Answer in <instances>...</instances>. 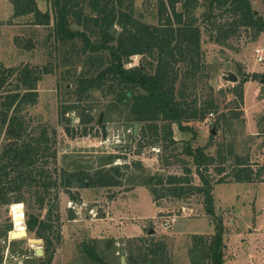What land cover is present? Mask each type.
Listing matches in <instances>:
<instances>
[{
  "label": "rangeland",
  "instance_id": "374dc122",
  "mask_svg": "<svg viewBox=\"0 0 264 264\" xmlns=\"http://www.w3.org/2000/svg\"><path fill=\"white\" fill-rule=\"evenodd\" d=\"M157 1L135 0L136 15L148 23L157 24ZM36 2L42 11H49L51 17L54 15L51 0ZM251 2L253 9L264 16V0ZM202 14L203 9H198L197 15ZM73 28L77 27L73 25ZM201 38L209 77L198 81L195 92L199 100L213 94L220 110L208 114L203 121L190 123L196 135L192 131H182L174 124L178 149L173 150L171 146L170 152L172 150L174 155H169L166 160L163 156L170 152L165 153L162 147L140 146L141 125L138 135H135V122L130 118L128 108L114 105L113 97L104 96L100 91H93L89 99L79 102L81 106H92V133L75 138L68 135L65 126H79L80 119L73 111L67 115L74 116V120L67 123L61 120L59 112L63 102L78 103L76 97L67 91L76 87L72 75L75 71H68L70 65L62 63L60 52L64 48L53 35V24H35L34 14L15 17L13 0H0V63L6 68L30 64L41 70H50L43 71L39 80L37 103L23 109L27 120L31 118L28 122L30 128L35 127L39 132L42 126H47L50 133L55 130L53 149H57V157L46 168L54 177H59L63 170L93 172L100 166L102 158L113 154L112 164L119 165L125 172L120 176L123 177L120 186L72 188L80 201L72 200L66 188L59 189L57 207L51 215L55 251L50 264H102L83 251L84 243L93 240L97 241L105 264H120L121 255L127 256L126 248L129 253L131 240L145 248L156 244L160 251H163L160 243L164 242V253L170 264H192L189 250L194 244V236H212L219 226L223 229L225 242L224 264H264V175L262 181L254 183H216L220 175L211 166L213 215L206 209L202 194L194 193L184 198L172 195L155 198L152 185L145 183L154 177L155 186H165L171 174H185L188 165L194 171L193 183L202 184L195 173L193 156L182 153L188 143L198 147L212 140L213 145H209L206 151L214 155L219 143L235 138L233 142L237 154L248 156L255 169L264 166V133L260 132L264 127V59L258 61L255 52L256 48L264 47V33L257 40H251L249 33L242 32L231 39L233 49L213 42L204 29ZM27 44L31 45L30 48L24 47ZM141 61V55H134L127 67L138 65ZM229 72L238 75L237 82L225 77ZM254 73L259 74V78H253ZM246 74L252 78L244 83V101L241 107H237L234 87ZM14 81L10 84L8 80L0 89V99L13 88ZM235 110L243 112L238 119L232 118ZM221 112L230 117L234 125L228 130L217 129L212 139L214 122ZM102 125L106 126L105 136ZM6 142L4 136H0V153ZM157 178H162L163 184H155ZM22 203L21 206L11 207V204L0 208V264H40L45 258L44 254L37 253L39 248H45V239L41 238V243L30 242L31 238L40 237L28 229L27 206ZM15 210L22 213V226L27 230V236H10L16 229ZM49 215L47 208L41 211L42 218L49 219ZM169 219L171 226L168 227L165 221ZM152 228L155 230L153 234L150 233ZM57 234L60 235L59 240L56 239ZM139 238L144 239L141 241Z\"/></svg>",
  "mask_w": 264,
  "mask_h": 264
},
{
  "label": "trees",
  "instance_id": "16d2710c",
  "mask_svg": "<svg viewBox=\"0 0 264 264\" xmlns=\"http://www.w3.org/2000/svg\"><path fill=\"white\" fill-rule=\"evenodd\" d=\"M13 2L15 17L34 14L35 24H53V35L64 48L60 52L62 63L70 65L68 71H75L72 75L76 87L67 91L76 97L78 103L63 102L59 112L61 120L67 123L72 121L67 114L73 111L80 119L79 126H65L68 135L75 138L92 133V106H81L79 102L89 99L93 91H100L104 96L111 95L114 105L127 107L130 118L140 122L141 147L160 146L165 153L170 152L171 146L173 150L178 149L174 124L180 130L192 131L196 135L190 123L203 121L208 114L220 110L213 94L199 100L195 92L198 81L209 77L202 48V29L213 42L231 49L234 48L231 39L242 32L249 33L251 40H257L264 32V16L253 9L251 0H158L157 24L148 23L136 15L135 0H51L55 12L52 17L49 11L39 8L36 0ZM200 8L203 9L201 16L197 15ZM134 55L142 56L141 63L127 67ZM43 71L50 70H41L30 64L6 68L0 63V89L8 80L10 84L15 80L13 88L0 99V136L7 140L0 153V208L11 204V207L21 206L22 202L26 204L28 229L45 239V258L40 264H50L55 251L51 215L57 207L59 189L66 188L72 200L80 201L72 188L120 186L123 183L120 176L125 172L119 165L112 164L113 154L102 158L100 166L93 172L63 170L59 178L46 168L57 157V149H53L55 130L50 133L47 126H42L38 132L35 127L30 128L28 122L31 118L27 120L23 114L27 105L38 101V83ZM259 76L252 74L253 78ZM252 77L246 74L234 87L237 107H241L244 101V83ZM235 111L232 118L238 119L243 112ZM233 125L223 112L214 122L215 130H228ZM260 132L264 133V127ZM214 134L211 133L212 139ZM233 141L235 138L219 143L214 155L206 151L209 145H213L212 140L205 146L186 145L182 153L193 156L195 173L202 184L193 183L194 171L188 165L185 174L168 177V186H155L154 177L145 183L152 185L155 198L202 194L206 209L213 215L211 166L220 175L216 183H254L262 181L264 175V166L255 169L248 156L235 152ZM169 155H174L172 150L164 154L163 159L167 160ZM45 208L50 214L49 219L41 217ZM218 228L212 236H194V244L189 250L192 264L225 263L223 229ZM59 237L57 234L56 239ZM131 241L129 253L125 249L128 264L144 263L150 258L154 259V264H164V258L166 264H170L164 253V242L160 243L163 250L160 251L156 244L145 248L135 240ZM97 247V241L93 240L84 243L83 250L91 259L105 264ZM149 255L152 256L148 258Z\"/></svg>",
  "mask_w": 264,
  "mask_h": 264
},
{
  "label": "water",
  "instance_id": "95a60500",
  "mask_svg": "<svg viewBox=\"0 0 264 264\" xmlns=\"http://www.w3.org/2000/svg\"><path fill=\"white\" fill-rule=\"evenodd\" d=\"M225 77H227L230 81H234V82H237L238 81V75L236 74V73H234V72H229V74L228 75H226ZM1 81V80H0ZM72 120H74V116H72ZM100 122L102 121V116L100 117V120H99ZM140 122H135L134 123V134L135 135H138V132H139V129H140ZM102 127H103V131H104V136H105V131H106V126L105 125H102ZM215 129H213L212 130V132L213 133H215ZM155 184H157V185H161V184H163V180H162V178H157L156 179V181H155ZM26 230V229H25ZM17 231H12L11 232V234H10V236H11V238H17V234H15ZM150 233L152 234V233H155V230L152 228V229H150ZM28 235V232H27V230L21 235V236H27ZM30 242L31 243H41V242H43V239H41V238H39V239H36V238H31L30 239ZM37 253L38 254H43V249L42 248H39L38 250H37ZM121 262H122V264H127L126 263V257L125 256H122V260H121Z\"/></svg>",
  "mask_w": 264,
  "mask_h": 264
},
{
  "label": "bare ground",
  "instance_id": "6f19581e",
  "mask_svg": "<svg viewBox=\"0 0 264 264\" xmlns=\"http://www.w3.org/2000/svg\"><path fill=\"white\" fill-rule=\"evenodd\" d=\"M15 222H16V229L17 237H21V235L26 231L25 228L22 226V213L18 212L17 210L14 211Z\"/></svg>",
  "mask_w": 264,
  "mask_h": 264
},
{
  "label": "built area",
  "instance_id": "2783aa9c",
  "mask_svg": "<svg viewBox=\"0 0 264 264\" xmlns=\"http://www.w3.org/2000/svg\"><path fill=\"white\" fill-rule=\"evenodd\" d=\"M255 52L257 53V59H258V61H263V59H264V49L263 48H256L255 49ZM165 224L168 227L171 226L170 225V219L169 220H166L165 221Z\"/></svg>",
  "mask_w": 264,
  "mask_h": 264
},
{
  "label": "flooded vegetation",
  "instance_id": "af4514ba",
  "mask_svg": "<svg viewBox=\"0 0 264 264\" xmlns=\"http://www.w3.org/2000/svg\"><path fill=\"white\" fill-rule=\"evenodd\" d=\"M100 122V121H99ZM101 123V122H100ZM153 234V233H152ZM109 241V243H110V240H108ZM97 249H98V247H97ZM84 251V250H83ZM85 252V251H84ZM98 252H99V249H98ZM43 254L45 255V248L43 249ZM85 254L89 257V254H87L86 252H85ZM99 254H100V252H99ZM100 256L103 258V256L100 254ZM122 256L123 255H121V257H120V264H122V262H121V260H122ZM126 257V263L128 264V259H127V256H125ZM90 258V257H89ZM103 261H104V263H105V259L103 258ZM147 262H149V263H151V264H154V259L153 258H150L149 259V261H147Z\"/></svg>",
  "mask_w": 264,
  "mask_h": 264
},
{
  "label": "crops",
  "instance_id": "0c3cea01",
  "mask_svg": "<svg viewBox=\"0 0 264 264\" xmlns=\"http://www.w3.org/2000/svg\"><path fill=\"white\" fill-rule=\"evenodd\" d=\"M264 33V32H263ZM264 48V47H263Z\"/></svg>",
  "mask_w": 264,
  "mask_h": 264
}]
</instances>
